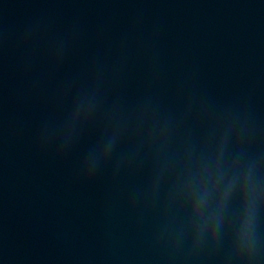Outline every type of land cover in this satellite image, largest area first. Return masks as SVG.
<instances>
[{"label":"water","instance_id":"obj_1","mask_svg":"<svg viewBox=\"0 0 264 264\" xmlns=\"http://www.w3.org/2000/svg\"><path fill=\"white\" fill-rule=\"evenodd\" d=\"M0 264H264V0H0Z\"/></svg>","mask_w":264,"mask_h":264}]
</instances>
